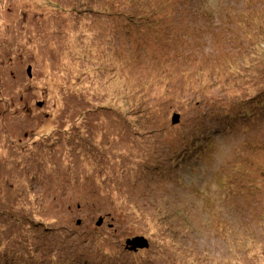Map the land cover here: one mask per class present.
<instances>
[{
    "label": "rangeland",
    "instance_id": "374dc122",
    "mask_svg": "<svg viewBox=\"0 0 264 264\" xmlns=\"http://www.w3.org/2000/svg\"><path fill=\"white\" fill-rule=\"evenodd\" d=\"M254 94L264 0H0V264H264Z\"/></svg>",
    "mask_w": 264,
    "mask_h": 264
},
{
    "label": "trees",
    "instance_id": "16d2710c",
    "mask_svg": "<svg viewBox=\"0 0 264 264\" xmlns=\"http://www.w3.org/2000/svg\"><path fill=\"white\" fill-rule=\"evenodd\" d=\"M260 96H262L263 97V95H260ZM259 96V97H260ZM259 97H257V94H254L253 95V97H251V98H249V99H247V103L245 102H239V107H244V105H251V104H254V105H256V103L255 102H257V99L259 98ZM264 98V97H263ZM235 104H238V103H235Z\"/></svg>",
    "mask_w": 264,
    "mask_h": 264
},
{
    "label": "bare ground",
    "instance_id": "6f19581e",
    "mask_svg": "<svg viewBox=\"0 0 264 264\" xmlns=\"http://www.w3.org/2000/svg\"><path fill=\"white\" fill-rule=\"evenodd\" d=\"M39 6V5H38ZM67 55H69V53H66V55H65V57L67 56ZM66 58H68V62H67V64L69 63V65H70V61H72L73 60V57H70V56H67ZM67 60V59H66ZM93 61V60H92ZM89 64H92V66L93 65H96L97 66V63H95V62H90ZM68 66V65H67ZM92 66H91V68H90V70H91V72L93 73L94 72V70H93V68H92ZM127 71V70H126ZM125 70H123V72H126ZM116 75V74H115ZM72 85V84H71ZM90 104V106H91V103H89ZM94 106V105H93ZM123 206H125L124 204H122Z\"/></svg>",
    "mask_w": 264,
    "mask_h": 264
},
{
    "label": "water",
    "instance_id": "95a60500",
    "mask_svg": "<svg viewBox=\"0 0 264 264\" xmlns=\"http://www.w3.org/2000/svg\"><path fill=\"white\" fill-rule=\"evenodd\" d=\"M178 118H179L178 115H175V116L173 117L172 122H173V123L177 122V121H178ZM99 224H100V223H99ZM139 241H142L141 238H140V239H139V238H136V239L133 240V241H128L127 244H128V245H130V244L133 245L135 242H139Z\"/></svg>",
    "mask_w": 264,
    "mask_h": 264
}]
</instances>
